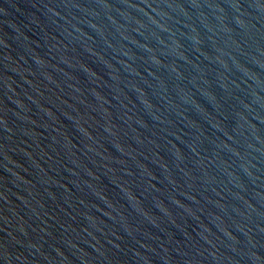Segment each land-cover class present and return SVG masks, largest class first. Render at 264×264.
Here are the masks:
<instances>
[{
    "label": "water",
    "instance_id": "obj_1",
    "mask_svg": "<svg viewBox=\"0 0 264 264\" xmlns=\"http://www.w3.org/2000/svg\"><path fill=\"white\" fill-rule=\"evenodd\" d=\"M0 264H264V0H0Z\"/></svg>",
    "mask_w": 264,
    "mask_h": 264
}]
</instances>
